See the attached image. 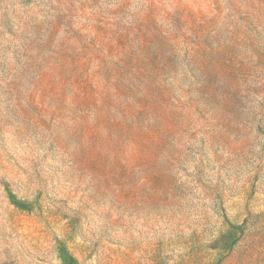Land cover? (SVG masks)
<instances>
[{
	"label": "rangeland",
	"instance_id": "obj_1",
	"mask_svg": "<svg viewBox=\"0 0 264 264\" xmlns=\"http://www.w3.org/2000/svg\"><path fill=\"white\" fill-rule=\"evenodd\" d=\"M0 264H264V0H0Z\"/></svg>",
	"mask_w": 264,
	"mask_h": 264
},
{
	"label": "trees",
	"instance_id": "obj_2",
	"mask_svg": "<svg viewBox=\"0 0 264 264\" xmlns=\"http://www.w3.org/2000/svg\"><path fill=\"white\" fill-rule=\"evenodd\" d=\"M66 257H64V259H65ZM66 261H68L67 259H66Z\"/></svg>",
	"mask_w": 264,
	"mask_h": 264
}]
</instances>
